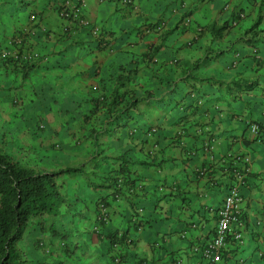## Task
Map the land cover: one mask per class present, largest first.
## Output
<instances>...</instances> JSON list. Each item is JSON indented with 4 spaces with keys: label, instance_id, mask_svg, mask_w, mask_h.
Returning a JSON list of instances; mask_svg holds the SVG:
<instances>
[{
    "label": "crops",
    "instance_id": "obj_1",
    "mask_svg": "<svg viewBox=\"0 0 264 264\" xmlns=\"http://www.w3.org/2000/svg\"><path fill=\"white\" fill-rule=\"evenodd\" d=\"M65 1L0 0V52L34 55L1 60L0 145L38 172L81 170L57 179L43 237L22 236L25 264H206L232 170L244 243L223 264H264V0H86L97 37L61 19Z\"/></svg>",
    "mask_w": 264,
    "mask_h": 264
},
{
    "label": "trees",
    "instance_id": "obj_2",
    "mask_svg": "<svg viewBox=\"0 0 264 264\" xmlns=\"http://www.w3.org/2000/svg\"><path fill=\"white\" fill-rule=\"evenodd\" d=\"M2 52L0 59L15 66L24 67L33 62V60H23L22 53L18 59L2 58ZM99 99L104 101L105 98L99 96L97 101H100ZM15 103L19 102L15 101ZM80 171L65 169L58 172H38L15 161L0 145V264H25L23 256L17 249L22 236L27 230L44 233L47 228L42 226L43 223L56 215L60 205L57 179L68 173ZM102 224L104 221L98 218L96 230ZM114 239L111 241L113 249L116 245ZM36 247L44 249L45 253H52L42 240ZM116 258L118 262H115ZM259 258L262 259L263 256ZM121 262V257H114V264Z\"/></svg>",
    "mask_w": 264,
    "mask_h": 264
},
{
    "label": "built area",
    "instance_id": "obj_3",
    "mask_svg": "<svg viewBox=\"0 0 264 264\" xmlns=\"http://www.w3.org/2000/svg\"><path fill=\"white\" fill-rule=\"evenodd\" d=\"M86 0H67L64 2L63 6L59 10V16L61 19L67 21L70 20L73 24L88 28L93 37L99 35V30L96 27H91V25L80 19L82 8L84 7ZM124 4H134V0H123ZM184 23L187 25L190 23V19L186 18ZM157 30H161V27H157ZM21 52L11 53L8 49L2 52V58L13 57L18 59ZM23 60H33L34 55L27 51L22 53ZM249 130L252 135L256 136L258 133V126L256 124H251ZM233 158V157H232ZM240 157H234L233 160L239 161ZM207 170H199L200 175H205ZM234 178L237 180V184L231 185L225 195L222 205L216 210V229L215 235L211 241L202 249L197 250L200 253L201 259L206 264H223L225 257L228 255V250H230V245L242 244L243 241V227L244 224L240 219L242 214L240 196V187L244 185V174L239 173L236 170H232ZM101 210L104 207L100 206ZM141 210H138L140 213ZM100 220L106 222L107 216L105 214L99 217ZM235 228V229H234ZM231 238V239H230ZM116 248V245H114ZM261 256V255H260ZM263 256V255H262ZM264 260V256H263ZM116 258L115 262H118Z\"/></svg>",
    "mask_w": 264,
    "mask_h": 264
},
{
    "label": "rangeland",
    "instance_id": "obj_4",
    "mask_svg": "<svg viewBox=\"0 0 264 264\" xmlns=\"http://www.w3.org/2000/svg\"><path fill=\"white\" fill-rule=\"evenodd\" d=\"M21 2V0H16V2ZM19 9V7L16 9V11ZM132 36H134L133 34H132ZM247 40H244V43L246 42ZM7 49V48H6ZM6 49H4V50H6ZM3 50V51H4ZM33 61H34V58H33ZM0 63H1V59H0ZM216 98L215 97H213V100H215ZM27 113H30L31 114V117H30V121H32V122H37L38 121V117H37V115L35 114V112L36 111H39V110H25ZM230 111H235V110H230ZM29 121V120H28ZM79 176V172L78 173H72L71 174V176H70V178L68 179L67 178V180H66V183H68V180H70V181H74V180H76L77 179V177ZM76 182V181H75ZM81 185H82V183H81ZM69 187L70 188H73L72 187V185L70 184L69 185ZM68 186H66V189L67 188H69ZM69 192H72L70 189H69ZM55 217V216H54ZM62 219V222H64V221H66V219L63 217V218H61ZM58 223H59V220H58ZM37 236H40V237H43L42 236V234L38 231V232H36L35 233ZM45 237H46V234H45ZM29 238V235H27L26 236V239H28ZM47 238L49 239H53V236H51L50 235V233H49V236H47ZM66 237H64L63 239H65ZM57 239V238H56ZM29 240H30V242L32 243V242H34V240H35V236H32V237H30L29 238ZM67 240V239H66ZM67 242H69L68 240H67ZM243 243H244V238H243ZM64 245H65V243L64 244H61V248H63L64 247ZM57 247V250H58V248L60 247L59 245H57L56 246ZM45 251H47V250H45ZM241 256H242V253H239L238 255H237V257H239V258H241ZM79 262H81V260L79 261Z\"/></svg>",
    "mask_w": 264,
    "mask_h": 264
},
{
    "label": "clouds",
    "instance_id": "obj_5",
    "mask_svg": "<svg viewBox=\"0 0 264 264\" xmlns=\"http://www.w3.org/2000/svg\"><path fill=\"white\" fill-rule=\"evenodd\" d=\"M251 124H255V123H250L249 125H248V130H249V126L251 125ZM257 125V124H256ZM258 126V125H257ZM249 132H250V130H249ZM251 133V132H250ZM259 134H260V130H259V126H258V133H257V135L256 136H254L255 138H258V136H259ZM231 157V156H230ZM216 213V212H215ZM242 244H243V241H242Z\"/></svg>",
    "mask_w": 264,
    "mask_h": 264
}]
</instances>
